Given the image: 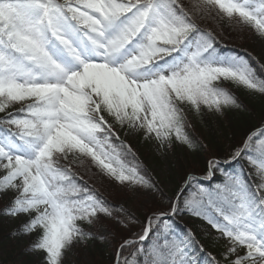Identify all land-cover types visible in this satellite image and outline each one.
<instances>
[{"label":"snow or ice","instance_id":"6c2138e0","mask_svg":"<svg viewBox=\"0 0 264 264\" xmlns=\"http://www.w3.org/2000/svg\"><path fill=\"white\" fill-rule=\"evenodd\" d=\"M226 26L264 44V0H0V215L23 217L36 264L108 237L111 264H201L185 216L223 243L203 264H264V123L213 152L191 122L242 108L229 85L264 96ZM175 145L203 159L173 165Z\"/></svg>","mask_w":264,"mask_h":264},{"label":"rangeland","instance_id":"374dc122","mask_svg":"<svg viewBox=\"0 0 264 264\" xmlns=\"http://www.w3.org/2000/svg\"><path fill=\"white\" fill-rule=\"evenodd\" d=\"M229 34L232 37L236 38L238 45H240L239 48H242L243 50L247 51L248 55L251 58H253L251 59V63L253 64L258 74L261 76L260 78L264 79V69L261 68V66L264 65V44H262L259 40L255 39L253 35L247 31H237L232 28L231 30H229ZM226 42L229 43V41ZM223 115H217V116L208 115L207 117H209L210 120L216 122L217 119L224 120L225 117ZM200 120L201 118H197V117L192 118L191 122L194 126L193 130L198 134L197 137H205L204 133L202 132L201 123L199 122ZM261 123H264V118L262 119ZM228 130L229 129H227V131ZM229 134L230 137H234V136L238 137L239 132L235 131L234 133H229ZM121 139H126L129 143H131L135 152L141 154L150 164V171L156 169V171L153 172V175H156V172L160 170L161 165L158 163L159 153L157 152L154 144L152 142H146L139 135L125 136L123 132L121 133ZM140 139L141 141L138 144V141ZM173 150H175V152L178 154L179 160H181V162L184 163L185 166H187L188 161L195 162L193 156L191 155V152H186V150L179 145H175L174 148H172L169 151L168 153L169 160L171 159L170 155H174ZM156 178L159 180L162 177L156 175ZM164 179H165V183H167V178ZM101 189L102 191H104V194L108 197L110 201L119 203L121 200L125 199L122 191H120L115 187L108 186L106 183L105 185L101 186ZM165 190L169 191L168 189ZM4 203L5 201L0 200V207H2ZM126 206H129L133 211H136L138 215L141 211H143V202L137 204L135 201L128 200ZM189 217L190 216H185L181 222L194 223L196 221L195 219ZM22 219L23 217L21 218V220H13V219L5 218L4 216L0 215V222L2 225L6 227V229H10L9 227H11V225L13 224H21ZM17 229L18 227L12 231V234H10L9 238H7L8 240L3 238L0 239V261L1 258L5 256L4 259L6 261L10 259L7 264H11V261L13 260H14V264H22L23 257H26L27 259H31L36 263L38 257L31 254L29 251V247L33 237H26L23 235H13V233L16 232ZM114 234L116 235V239H117L118 234L116 233ZM5 240L7 241L4 243L3 241ZM96 241L102 245H105V247L109 248L111 253L113 252L115 241L112 240L110 237L106 238L105 240H100L99 238H97ZM216 244L220 252H222L223 250L222 241L216 239ZM93 245L94 244L92 243V240H90L87 243L86 247L81 246L74 249L69 254L70 264H110L111 262L108 261L104 262V259H101V257L98 255V251L100 249L97 247L94 248Z\"/></svg>","mask_w":264,"mask_h":264},{"label":"trees","instance_id":"16d2710c","mask_svg":"<svg viewBox=\"0 0 264 264\" xmlns=\"http://www.w3.org/2000/svg\"><path fill=\"white\" fill-rule=\"evenodd\" d=\"M232 27H225L223 30L224 39L220 41L221 45L226 46L229 49H235L241 54H247V51L239 48L236 38L232 37L229 34V30ZM226 41H229L227 43ZM236 44V45H235ZM257 72V71H256ZM257 75L261 77L258 72ZM231 87L233 94L238 98L240 104L243 105L242 108L236 109H226L224 112L225 119H217V121L210 120L209 117L201 119L199 122L201 123L202 132L204 133L205 137H197L198 134L193 130V134L195 133V137H197L203 144L208 145L209 149L213 152L220 150L224 151L228 144L231 142L233 137H230L229 133H234L238 131L239 133L242 131H246L248 128L258 125L262 122L264 118V96L260 94H253L249 90L243 88H236L235 86L229 85ZM227 129H229L227 131ZM239 135V134H238ZM141 139L138 141L140 143ZM174 148V146H173ZM174 155H170V163L173 165H179L181 160H179L178 154L173 150ZM139 160L149 168L150 164L146 161V159L141 155L136 153ZM194 160H197V156L203 159V153L199 152H191ZM163 203V202H160ZM192 218V217H189ZM194 219V218H193ZM194 223H186L193 231L196 233V238L204 246V253H198V257L203 264V261L207 258L208 253H211L214 256H217L220 253L218 246L216 244V239L214 237H210L206 232H204V228L206 225L203 221L197 220ZM182 223V222H181ZM20 224H13L10 229H6L4 225L0 222V239H7L9 238L12 231L17 228ZM120 237L118 235L117 240ZM8 240V239H7ZM3 241L4 243L7 241ZM94 244V248H99L98 255L101 259H104V262H111L110 257L112 253L110 252L109 248L105 247L96 241V239L92 240ZM18 254V253H17ZM13 256V255H12ZM5 256L1 258L0 264H7ZM11 258V257H9ZM11 264H14V260L11 261ZM22 264H36L31 259H27L23 257ZM111 264V263H110Z\"/></svg>","mask_w":264,"mask_h":264}]
</instances>
